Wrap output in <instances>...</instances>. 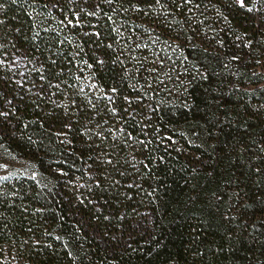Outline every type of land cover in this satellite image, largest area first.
Instances as JSON below:
<instances>
[{
  "label": "trees",
  "instance_id": "trees-1",
  "mask_svg": "<svg viewBox=\"0 0 264 264\" xmlns=\"http://www.w3.org/2000/svg\"><path fill=\"white\" fill-rule=\"evenodd\" d=\"M0 168V263L264 264V0H0Z\"/></svg>",
  "mask_w": 264,
  "mask_h": 264
},
{
  "label": "rangeland",
  "instance_id": "rangeland-1",
  "mask_svg": "<svg viewBox=\"0 0 264 264\" xmlns=\"http://www.w3.org/2000/svg\"><path fill=\"white\" fill-rule=\"evenodd\" d=\"M15 63H16V64H22V63H23V58H21V57L19 56V57L15 60ZM14 165L17 166V169H18V168H22L21 166H24V165H21V164L18 163V162H15ZM2 168H5V167L3 166ZM2 168H0V172H1V173L4 172ZM1 173H0V174H1ZM12 262H14V261H12ZM12 262H11L10 264H12ZM0 264H6V263H2V262H1ZM18 264H22V263L19 262Z\"/></svg>",
  "mask_w": 264,
  "mask_h": 264
}]
</instances>
